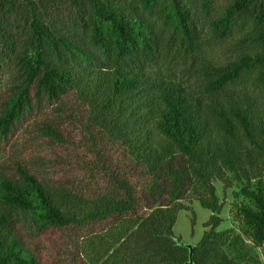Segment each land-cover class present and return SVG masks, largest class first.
Returning <instances> with one entry per match:
<instances>
[{
  "label": "trees",
  "instance_id": "obj_1",
  "mask_svg": "<svg viewBox=\"0 0 264 264\" xmlns=\"http://www.w3.org/2000/svg\"><path fill=\"white\" fill-rule=\"evenodd\" d=\"M0 139V264H264V0H0Z\"/></svg>",
  "mask_w": 264,
  "mask_h": 264
},
{
  "label": "rangeland",
  "instance_id": "obj_2",
  "mask_svg": "<svg viewBox=\"0 0 264 264\" xmlns=\"http://www.w3.org/2000/svg\"><path fill=\"white\" fill-rule=\"evenodd\" d=\"M221 3V0H219ZM225 48L221 46L218 48V53L222 56L225 53ZM4 147L6 151L11 149V142L6 145L0 139V148ZM218 189V194L220 196L221 202L223 203V208L220 216L222 217V222L217 227V230L224 231L233 228L237 223L233 202L236 201L234 197V191L238 190L237 186L232 188H226L222 183L216 182ZM187 205L186 208L181 209L178 212L177 220L174 225V233L177 237L181 238L182 242L185 244H195L198 243L206 230L205 223L209 220L212 215V211L204 208L199 201H191L187 199L183 201ZM93 235V234H90ZM59 235L52 234L51 238L58 239ZM257 253L260 250H256Z\"/></svg>",
  "mask_w": 264,
  "mask_h": 264
},
{
  "label": "water",
  "instance_id": "obj_3",
  "mask_svg": "<svg viewBox=\"0 0 264 264\" xmlns=\"http://www.w3.org/2000/svg\"><path fill=\"white\" fill-rule=\"evenodd\" d=\"M190 248V256L189 260L187 261V264H194L193 260V244H186Z\"/></svg>",
  "mask_w": 264,
  "mask_h": 264
}]
</instances>
